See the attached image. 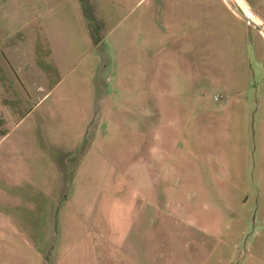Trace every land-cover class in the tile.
<instances>
[{"label":"rangeland","instance_id":"obj_1","mask_svg":"<svg viewBox=\"0 0 264 264\" xmlns=\"http://www.w3.org/2000/svg\"><path fill=\"white\" fill-rule=\"evenodd\" d=\"M70 17L62 72L44 66L49 84H35L20 113L0 90V183L18 184L2 187L0 264H90L81 249L137 226V211L218 209V187L185 186L182 164L208 163L225 87L242 84L248 102L264 89V0H83ZM16 76L0 69V83Z\"/></svg>","mask_w":264,"mask_h":264},{"label":"crops","instance_id":"obj_2","mask_svg":"<svg viewBox=\"0 0 264 264\" xmlns=\"http://www.w3.org/2000/svg\"><path fill=\"white\" fill-rule=\"evenodd\" d=\"M82 5L83 0H0V69L12 70L18 79L17 83H0V90L10 92L8 98L16 102L11 113L23 111L35 84L37 90L49 84L51 78L44 66L53 67L56 75L65 68L62 51L65 54L67 45L73 51L68 40L77 27L71 12ZM242 86L236 82L225 87L217 105L219 130L210 135L211 141L204 142L202 150L208 163L202 169L182 164L181 169L186 172L185 186L218 187V209L137 211V226L128 230L111 227L108 233L98 234L99 242L81 249L90 251V264H264V89L262 95L256 94L248 102L238 97ZM13 91H20L23 98L19 101ZM247 104L249 111L244 108ZM207 136L204 138L208 140ZM79 137L75 145L82 144ZM164 137H168L166 132L158 139L161 144ZM102 144L101 149L109 156L108 141ZM94 145L92 150L102 154L99 143ZM150 149L148 154H154L156 162L161 147ZM76 150L75 146L71 153L76 154ZM184 151V161H191L192 151ZM171 181L170 187L177 185ZM3 185L18 186L1 182L0 201ZM161 185L169 186L167 182ZM114 213L107 212L104 218L110 220ZM127 215L130 218L131 214ZM248 226L252 238L244 245L247 256L243 259L241 242ZM65 229L63 234L67 233ZM98 251H102L101 256Z\"/></svg>","mask_w":264,"mask_h":264},{"label":"built area","instance_id":"obj_3","mask_svg":"<svg viewBox=\"0 0 264 264\" xmlns=\"http://www.w3.org/2000/svg\"><path fill=\"white\" fill-rule=\"evenodd\" d=\"M247 23H248V24H251L248 20H247Z\"/></svg>","mask_w":264,"mask_h":264}]
</instances>
